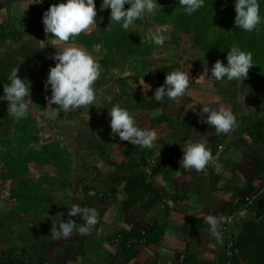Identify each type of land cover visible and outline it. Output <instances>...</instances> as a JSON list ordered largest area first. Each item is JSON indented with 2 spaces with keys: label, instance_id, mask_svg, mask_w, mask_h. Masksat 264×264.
Wrapping results in <instances>:
<instances>
[{
  "label": "crops",
  "instance_id": "0c3cea01",
  "mask_svg": "<svg viewBox=\"0 0 264 264\" xmlns=\"http://www.w3.org/2000/svg\"><path fill=\"white\" fill-rule=\"evenodd\" d=\"M211 1L188 16L179 0H159L153 14L124 30L111 23V9L101 10L102 0H96L97 23L70 41L92 51L102 65L95 105L52 115L45 81L57 49L45 32L43 14L60 0H0V97L10 71L28 57L39 59L41 73V82L32 87L26 136L17 132L22 121L9 115L8 101L0 98V264H177L184 251L188 264H226L225 239L221 243L210 234L204 220L209 214L234 215L233 264H264V32L235 25V0ZM260 4L264 10V0ZM217 10L219 18L213 20ZM157 28L168 35L163 47L151 40ZM211 33L225 44L214 43ZM234 43L253 53L248 77L208 79L216 60L227 64ZM174 69L190 71L189 92L178 100L156 101V88ZM115 102L141 127L157 131L154 148L112 132L109 109ZM204 105L232 108L239 129L217 134L201 120ZM194 139L218 155L219 172L214 166L206 172L181 168L182 145ZM141 153L156 163L151 176L143 174L151 191L140 195L126 189L121 167L136 166ZM72 204L96 207L98 224L88 235L54 238L53 224L69 218L84 222L68 216ZM141 229L145 243L116 251L114 236L140 237Z\"/></svg>",
  "mask_w": 264,
  "mask_h": 264
},
{
  "label": "clouds",
  "instance_id": "9594fccd",
  "mask_svg": "<svg viewBox=\"0 0 264 264\" xmlns=\"http://www.w3.org/2000/svg\"><path fill=\"white\" fill-rule=\"evenodd\" d=\"M42 0H31V3H41ZM206 0H179L184 14L191 16L205 6ZM25 2L22 6L27 9L30 5ZM129 5V7H125ZM159 0H102L100 9H111V23L119 24L124 30L140 19L153 14L159 8ZM96 0H60L54 3L43 14L45 32L51 34V46L57 51L50 56L56 61L50 67L45 87H51V95L47 97L48 111L52 115L59 114L60 110L69 111L80 109L83 106L95 105L98 89L96 81L100 78L102 65L86 48L75 46L70 41L82 32L92 29L97 23ZM235 25L245 32H264V10L260 0H235ZM30 35L25 33L27 40ZM48 39V40H49ZM168 35L159 28L151 33V40L155 45L163 47ZM47 41V40H46ZM32 43L39 45L38 41ZM40 47V46H39ZM227 64L218 59L211 67V77L216 81L242 82L249 75L254 65L253 53L245 51L238 43L230 45L227 52ZM204 76H208L209 62L203 60ZM19 69L13 68L8 76L9 83L4 85V95L0 98L8 101L7 112L15 120L25 118L33 105L32 82L27 77L18 75ZM149 88L151 85L149 84ZM148 88V89H149ZM190 90V71L174 69L167 72L163 85L156 88L154 98L164 102L165 98L178 100ZM56 105L53 107V105ZM110 126L114 134L122 140L130 141L141 148H154L158 138L155 129L141 127L135 115L120 103H113L109 109ZM208 113L207 116L204 114ZM202 122L213 127L217 134L236 132L240 127L237 114L232 108L221 106L218 109L202 106L200 112ZM184 155L180 161L181 168L206 172L209 166H214L217 172L221 165L218 155H214L203 140H192L182 145ZM79 216L84 222L78 224L71 218L53 224L51 235L57 239H66L74 233L91 234L98 224L99 211L96 207L72 204L68 209V216ZM209 225V232L218 242H223V233L219 228L220 221L226 218H217L214 215L204 216Z\"/></svg>",
  "mask_w": 264,
  "mask_h": 264
},
{
  "label": "built area",
  "instance_id": "2783aa9c",
  "mask_svg": "<svg viewBox=\"0 0 264 264\" xmlns=\"http://www.w3.org/2000/svg\"><path fill=\"white\" fill-rule=\"evenodd\" d=\"M155 159H151L142 166V171L146 176H151L154 171ZM135 223H132V227ZM223 238L225 239L224 253L226 257V264H233L235 254L237 252V234L234 230V215H228L221 229ZM142 236L140 237H126L123 233H119L113 238V243L116 251L124 249H133L141 246L146 241V230L141 229ZM186 252L184 251L177 264H184L186 260Z\"/></svg>",
  "mask_w": 264,
  "mask_h": 264
},
{
  "label": "trees",
  "instance_id": "16d2710c",
  "mask_svg": "<svg viewBox=\"0 0 264 264\" xmlns=\"http://www.w3.org/2000/svg\"><path fill=\"white\" fill-rule=\"evenodd\" d=\"M141 156L142 159L140 160V162L136 163V166L124 165L123 167H121L125 173V175L123 176V180L126 181V189L133 194H140L141 191V193H147V191H151L149 182L143 176L144 172L142 171V166L146 163L145 156L144 154H142ZM188 261L189 259L187 256L184 264H188Z\"/></svg>",
  "mask_w": 264,
  "mask_h": 264
},
{
  "label": "rangeland",
  "instance_id": "374dc122",
  "mask_svg": "<svg viewBox=\"0 0 264 264\" xmlns=\"http://www.w3.org/2000/svg\"><path fill=\"white\" fill-rule=\"evenodd\" d=\"M211 2H216V4H218L219 1L215 0V1H211ZM212 13H215V16L212 15L213 20H215V19L217 20L219 18L218 10H217V12L216 11H212ZM211 39L213 40L214 43H218L220 45H224L225 44L224 39L222 41H220L221 39L218 37V33H211ZM36 72H39V68L36 69ZM29 79L32 82V87L37 86V84L41 82V80H39L38 78L35 79V78H33V76H31ZM26 120H27V118L21 119L22 122H19V125L17 127V132H21V134H25V136L27 135V131L26 130H27V128H29L28 127L29 125L27 124Z\"/></svg>",
  "mask_w": 264,
  "mask_h": 264
},
{
  "label": "water",
  "instance_id": "95a60500",
  "mask_svg": "<svg viewBox=\"0 0 264 264\" xmlns=\"http://www.w3.org/2000/svg\"><path fill=\"white\" fill-rule=\"evenodd\" d=\"M39 59L36 57V56H30L28 57L27 59H25L20 67H19V72H18V75L21 77V78H29L30 77V71L31 69L36 66L38 63ZM40 65H43V62H41Z\"/></svg>",
  "mask_w": 264,
  "mask_h": 264
},
{
  "label": "flooded vegetation",
  "instance_id": "af4514ba",
  "mask_svg": "<svg viewBox=\"0 0 264 264\" xmlns=\"http://www.w3.org/2000/svg\"><path fill=\"white\" fill-rule=\"evenodd\" d=\"M40 68L38 65L34 66L31 71H30V77L33 76V78L37 79L39 75H41V73L36 72V69ZM29 77V78H30Z\"/></svg>",
  "mask_w": 264,
  "mask_h": 264
}]
</instances>
